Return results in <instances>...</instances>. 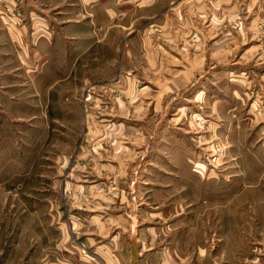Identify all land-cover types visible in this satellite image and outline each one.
Masks as SVG:
<instances>
[{"label":"rangeland","instance_id":"1","mask_svg":"<svg viewBox=\"0 0 264 264\" xmlns=\"http://www.w3.org/2000/svg\"><path fill=\"white\" fill-rule=\"evenodd\" d=\"M52 1L0 0V264H264V0Z\"/></svg>","mask_w":264,"mask_h":264},{"label":"crops","instance_id":"2","mask_svg":"<svg viewBox=\"0 0 264 264\" xmlns=\"http://www.w3.org/2000/svg\"><path fill=\"white\" fill-rule=\"evenodd\" d=\"M101 0H94V5L93 6H95V5H98L99 4V2H100ZM110 1H113V0H110ZM118 0H116L115 2H117ZM122 1V0H121ZM126 1H136V2H138V1H140V2H144V0H126ZM47 2H49V4L51 5L52 4V0H47ZM125 2V1H124ZM89 4V3H88ZM117 4V3H116ZM79 10V9H78ZM44 19V18H43ZM48 21V20H47ZM45 23H47L46 22V20H45ZM55 25L53 26V30H54V32H55ZM74 27H76V25L74 26ZM77 28H78V26H77ZM78 30H80L79 28H78ZM21 37V36H20ZM20 37H14L15 39H14V41L12 42L13 44L15 43V44H17L18 45V48H17V50L20 52V55L23 53L24 55H26L28 58H36V59H40V58H45V60H47L50 56H52V54L54 53V49H53V47H54V40H50V42H49V40L48 41H46V40H41V41H39V42H37V44H34V45H32V46H28V45H21L20 43H23L22 41H21V38ZM54 38H56V36H54ZM42 44L43 46H44V48H39V44ZM8 44V43H7ZM38 45V48H36V46ZM10 51V55H13V53H12V51L11 50H9ZM46 57H47V59H46ZM20 63V62H19ZM19 65H21V64H19ZM15 86H13V88H14ZM19 87V86H18ZM136 246H137V248L138 249H140V245L139 244H135ZM133 246V245H132ZM132 246H131V248H132ZM130 248V249H131ZM139 253V257H140V255H141V252L139 251L138 252ZM109 260H112V259H110L109 258ZM138 264H139V262H138Z\"/></svg>","mask_w":264,"mask_h":264},{"label":"water","instance_id":"3","mask_svg":"<svg viewBox=\"0 0 264 264\" xmlns=\"http://www.w3.org/2000/svg\"><path fill=\"white\" fill-rule=\"evenodd\" d=\"M138 259H139V253H138V248L136 245H133L131 248V264H138Z\"/></svg>","mask_w":264,"mask_h":264}]
</instances>
